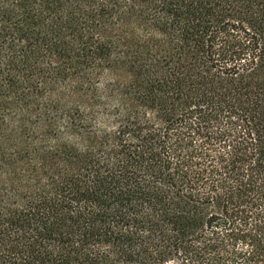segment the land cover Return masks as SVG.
Returning <instances> with one entry per match:
<instances>
[{
  "label": "trees",
  "instance_id": "16d2710c",
  "mask_svg": "<svg viewBox=\"0 0 264 264\" xmlns=\"http://www.w3.org/2000/svg\"><path fill=\"white\" fill-rule=\"evenodd\" d=\"M0 264H264V0H0Z\"/></svg>",
  "mask_w": 264,
  "mask_h": 264
}]
</instances>
